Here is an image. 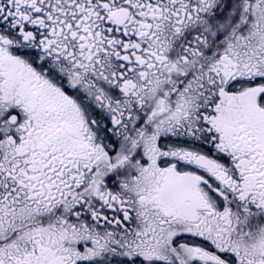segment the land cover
<instances>
[{
	"label": "snow or ice",
	"instance_id": "6c2138e0",
	"mask_svg": "<svg viewBox=\"0 0 264 264\" xmlns=\"http://www.w3.org/2000/svg\"><path fill=\"white\" fill-rule=\"evenodd\" d=\"M0 264H264V0H0Z\"/></svg>",
	"mask_w": 264,
	"mask_h": 264
}]
</instances>
